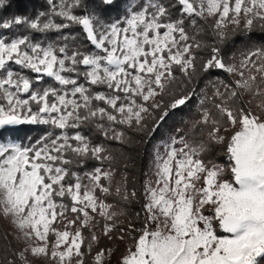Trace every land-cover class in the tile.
I'll return each instance as SVG.
<instances>
[{
    "label": "snow or ice",
    "instance_id": "snow-or-ice-1",
    "mask_svg": "<svg viewBox=\"0 0 264 264\" xmlns=\"http://www.w3.org/2000/svg\"><path fill=\"white\" fill-rule=\"evenodd\" d=\"M262 260L264 0L0 15V264Z\"/></svg>",
    "mask_w": 264,
    "mask_h": 264
},
{
    "label": "trees",
    "instance_id": "trees-1",
    "mask_svg": "<svg viewBox=\"0 0 264 264\" xmlns=\"http://www.w3.org/2000/svg\"><path fill=\"white\" fill-rule=\"evenodd\" d=\"M42 0H13V5L11 8L4 10L0 15H7L12 13L20 14H30L33 13L35 8L40 7ZM223 75V74H221ZM190 114L189 109L185 108L183 112L178 111L174 116H170L165 124L157 131L155 136L151 141L133 146L132 155L135 158L136 171L134 175L137 180H142L143 176L141 173L147 171L149 160L153 151V146L157 144L162 137H166L168 132L179 123L181 116L187 117ZM30 131L29 127L25 126L21 129L20 134L23 135L24 132ZM264 264V260L261 261Z\"/></svg>",
    "mask_w": 264,
    "mask_h": 264
}]
</instances>
